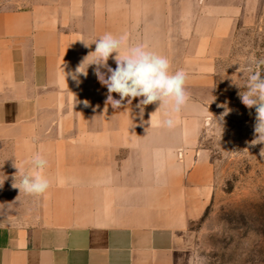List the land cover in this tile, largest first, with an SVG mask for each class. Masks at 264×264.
Masks as SVG:
<instances>
[{
    "label": "crops",
    "instance_id": "0c3cea01",
    "mask_svg": "<svg viewBox=\"0 0 264 264\" xmlns=\"http://www.w3.org/2000/svg\"><path fill=\"white\" fill-rule=\"evenodd\" d=\"M256 7L0 0V264H186L188 226L210 197L199 140L216 61ZM105 33L127 34L130 46L143 44L187 73L189 101L173 127L162 123L159 103L141 113L142 97L106 105L95 65L73 79ZM108 65L116 67L112 58ZM36 151L49 162L50 187L40 196L13 187L17 167L27 171Z\"/></svg>",
    "mask_w": 264,
    "mask_h": 264
},
{
    "label": "rangeland",
    "instance_id": "374dc122",
    "mask_svg": "<svg viewBox=\"0 0 264 264\" xmlns=\"http://www.w3.org/2000/svg\"><path fill=\"white\" fill-rule=\"evenodd\" d=\"M259 60H264V0H257L254 13L216 61L199 140L210 164V197L188 226L181 249L186 264H264V144L250 143L256 112L238 95L248 68L264 70Z\"/></svg>",
    "mask_w": 264,
    "mask_h": 264
},
{
    "label": "clouds",
    "instance_id": "9594fccd",
    "mask_svg": "<svg viewBox=\"0 0 264 264\" xmlns=\"http://www.w3.org/2000/svg\"><path fill=\"white\" fill-rule=\"evenodd\" d=\"M93 43L95 50L77 67L73 79H76L77 74L86 76L87 68L95 65L94 73L98 81L107 88L106 105L120 109L125 99L131 105L133 99L142 97L137 104L141 113L144 106L159 103L158 109H163L166 117L162 123L173 127L175 125L173 114L179 113L189 101V93L186 90L187 73L184 70L172 71L171 62L166 56L149 50L143 44L130 46L127 34L116 36L105 33ZM110 58L116 63L115 69L108 65ZM86 61L87 67L82 71ZM257 65L264 66V60L257 61ZM101 69H107V78ZM247 72L244 91L238 95L244 106L248 109L255 108V138L250 143L264 144V76H262L264 70L250 67ZM113 93L118 94L119 99H115ZM84 104L87 106L88 102L84 101ZM228 112L229 109L226 108L221 119ZM260 155L264 157V148L261 149ZM48 163L40 151L34 152L26 161L27 171L17 167V174L21 180L19 186L13 184V187L32 196L46 193L50 187V180L44 175Z\"/></svg>",
    "mask_w": 264,
    "mask_h": 264
}]
</instances>
